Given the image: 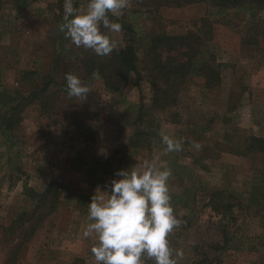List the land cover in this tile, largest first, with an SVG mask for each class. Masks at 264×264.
Masks as SVG:
<instances>
[{
  "label": "rangeland",
  "instance_id": "rangeland-1",
  "mask_svg": "<svg viewBox=\"0 0 264 264\" xmlns=\"http://www.w3.org/2000/svg\"><path fill=\"white\" fill-rule=\"evenodd\" d=\"M175 1L131 0L122 16L109 14L128 30L101 31L117 48L131 40L138 71L109 92L81 72L79 61L95 53L59 31L64 0H0V264L22 229L2 238L1 228L19 213H38L30 195L50 182L57 203L14 264H96L95 238L84 236L87 205L116 171L145 160L172 171L171 204L182 221L169 235L177 264H264V153L251 141L264 140V9ZM73 4L83 9L87 0ZM201 19L210 22L218 85L188 75L172 105L152 109L142 65L149 37L194 31ZM63 67L92 84L86 100L61 91ZM160 133L183 149L166 151Z\"/></svg>",
  "mask_w": 264,
  "mask_h": 264
},
{
  "label": "clouds",
  "instance_id": "clouds-1",
  "mask_svg": "<svg viewBox=\"0 0 264 264\" xmlns=\"http://www.w3.org/2000/svg\"><path fill=\"white\" fill-rule=\"evenodd\" d=\"M131 7V0H87L86 8L77 9L73 0H64L63 22L59 31L77 48L91 50L100 57L110 55L117 44L101 31L120 32L122 25L109 14L122 16ZM92 79H99L97 72ZM64 91L69 99L86 100L92 84L83 82L73 73L65 74ZM166 151H181L183 144L160 133ZM197 150L201 148L193 141ZM170 168H161L148 160L114 173L97 188L88 206L85 237L95 238L91 253L96 264H177L169 235L181 226L174 215L168 180ZM180 255V253H175Z\"/></svg>",
  "mask_w": 264,
  "mask_h": 264
},
{
  "label": "trees",
  "instance_id": "trees-1",
  "mask_svg": "<svg viewBox=\"0 0 264 264\" xmlns=\"http://www.w3.org/2000/svg\"><path fill=\"white\" fill-rule=\"evenodd\" d=\"M176 0L175 2H179ZM184 4L203 3L217 9H232L250 4L256 9H264V0H181ZM199 27L182 35L155 34L149 37L143 52V70L149 85L150 107L154 110H164L175 101V88L188 75H195L203 79L205 88L215 87L219 83V63L207 51V41L210 39V22L199 20ZM127 32V27H122ZM126 40L125 45L115 49L110 55L100 57L96 54L88 55L79 61L81 72L91 76L93 72L99 74L103 87L109 92H118L126 85L129 77H138L137 59L133 43ZM64 64V63H63ZM62 64V65H63ZM64 66V65H63ZM64 68V69H63ZM62 69L61 91L65 92V67ZM52 74L42 77L40 92H45L52 82ZM136 82V81H135ZM252 147L264 153V140L252 138ZM57 183L50 182L39 194H32L35 200L32 212H22L15 216L8 227L1 228V237L10 238L14 230L21 229L18 241H14L5 254L2 264H14L18 248L37 229L38 223L55 207L58 200ZM36 212V213H35ZM23 226V227H22ZM4 238V240H6Z\"/></svg>",
  "mask_w": 264,
  "mask_h": 264
}]
</instances>
